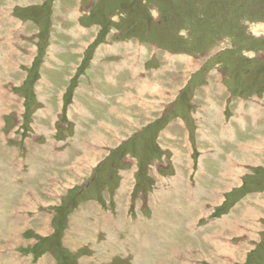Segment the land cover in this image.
I'll return each mask as SVG.
<instances>
[{
  "label": "rangeland",
  "instance_id": "1",
  "mask_svg": "<svg viewBox=\"0 0 264 264\" xmlns=\"http://www.w3.org/2000/svg\"><path fill=\"white\" fill-rule=\"evenodd\" d=\"M0 264H264V0H0Z\"/></svg>",
  "mask_w": 264,
  "mask_h": 264
},
{
  "label": "bare ground",
  "instance_id": "2",
  "mask_svg": "<svg viewBox=\"0 0 264 264\" xmlns=\"http://www.w3.org/2000/svg\"><path fill=\"white\" fill-rule=\"evenodd\" d=\"M231 173L233 172V173H235V171H234V169L232 168V171H230Z\"/></svg>",
  "mask_w": 264,
  "mask_h": 264
}]
</instances>
